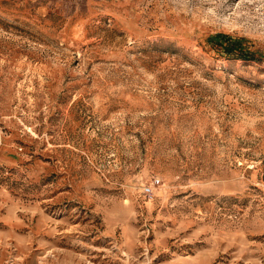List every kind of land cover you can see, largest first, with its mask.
<instances>
[{
    "label": "rangeland",
    "instance_id": "rangeland-1",
    "mask_svg": "<svg viewBox=\"0 0 264 264\" xmlns=\"http://www.w3.org/2000/svg\"><path fill=\"white\" fill-rule=\"evenodd\" d=\"M0 264H264V0H0Z\"/></svg>",
    "mask_w": 264,
    "mask_h": 264
},
{
    "label": "trees",
    "instance_id": "trees-1",
    "mask_svg": "<svg viewBox=\"0 0 264 264\" xmlns=\"http://www.w3.org/2000/svg\"><path fill=\"white\" fill-rule=\"evenodd\" d=\"M208 45L217 48L228 58H234L241 61H253L254 53L243 46L244 39H238L229 35L215 34L206 39Z\"/></svg>",
    "mask_w": 264,
    "mask_h": 264
},
{
    "label": "built area",
    "instance_id": "built-area-1",
    "mask_svg": "<svg viewBox=\"0 0 264 264\" xmlns=\"http://www.w3.org/2000/svg\"><path fill=\"white\" fill-rule=\"evenodd\" d=\"M159 184H160V180L154 179L152 182H150L145 187H143V194L149 198L152 197L155 188H157Z\"/></svg>",
    "mask_w": 264,
    "mask_h": 264
}]
</instances>
